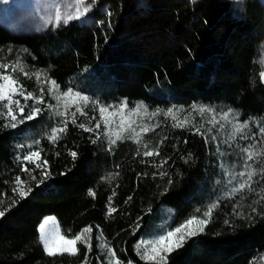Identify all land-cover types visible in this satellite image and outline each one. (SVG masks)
I'll list each match as a JSON object with an SVG mask.
<instances>
[{
	"label": "trees",
	"instance_id": "trees-1",
	"mask_svg": "<svg viewBox=\"0 0 264 264\" xmlns=\"http://www.w3.org/2000/svg\"><path fill=\"white\" fill-rule=\"evenodd\" d=\"M263 52L264 0H96L84 20L43 33H13L0 24V55L100 104L143 103L157 115L142 124L159 125L140 144L124 139L109 149L103 125L97 138L69 123L67 133L52 142L48 136L60 118L50 111L16 128L0 117V264H82V244L77 256L46 254L39 225L47 215H55L69 237L92 227L89 264H107L98 247L105 242L122 264H151L135 250L140 239L158 237L193 215L203 218L212 204L218 207L204 232L168 254L167 264H264V179L254 177L255 191L228 195L233 182L218 124L210 123L212 112L198 111L215 109L217 118L233 110L249 122L243 145L264 150ZM18 77L36 95L44 87L45 101L55 104L35 76ZM168 109L189 125L174 127ZM85 111L77 123L94 127L91 117L99 119L98 111L90 105ZM201 126L204 136L195 132ZM156 149L159 156L143 157ZM34 150L48 161L50 178L43 183L41 169L23 161ZM25 163L31 175L22 171ZM17 177L31 189L23 199L13 191ZM109 197L117 209L111 214Z\"/></svg>",
	"mask_w": 264,
	"mask_h": 264
},
{
	"label": "snow or ice",
	"instance_id": "snow-or-ice-1",
	"mask_svg": "<svg viewBox=\"0 0 264 264\" xmlns=\"http://www.w3.org/2000/svg\"><path fill=\"white\" fill-rule=\"evenodd\" d=\"M95 3V0H91L87 6H85V0H75L74 10L69 12L64 18L65 22L72 21L75 19H80L82 16L87 14L90 11V8ZM111 15V13H108ZM56 21L61 20L59 11L55 17ZM19 72L24 77H29V73L25 71L24 66L19 62L13 63H0V117H3L9 121L6 125L7 127L16 128L18 124L24 123L25 120H33L39 116L45 110L53 113L54 116L60 118V123L51 128V133L48 136V139L52 142H56L58 139L62 138L68 129L69 123L76 125L80 129L95 133L97 138L100 136L99 130L103 125L104 135L107 138L109 149L112 146H115L118 141L124 139H131L137 144L142 143L141 137L152 131L154 127H159L156 125H149L147 123L138 124L137 121L141 118L155 117L157 112H148L147 106L143 103H139L132 108H129L128 102L122 101L118 106L113 105H103L99 101L92 102L88 95L82 94L80 91H76L73 88H67L66 90L61 91L60 85L55 79L49 78L47 74H42L40 72L35 73V78L37 82L46 83L48 85L47 92L52 99L55 100V104L48 103L45 101V89L44 87L39 88V95L34 94L31 91H26L23 84L15 78V74ZM260 77L264 80V71L260 73ZM21 99L24 103H21ZM32 101V105H28V101ZM91 103L96 106V110L99 113V119L95 116L91 117L92 120H95L94 127H86L84 123H77L76 116L79 113L81 116H86L88 113L85 111V106ZM39 105H44V108ZM28 108V114L24 116L25 108ZM75 109L71 111V109ZM198 111L203 114L205 112H212L213 118L210 123H218L215 116V109L200 107ZM69 114L71 115V120H69ZM167 116L172 117L175 121L174 127L184 128L189 125L190 121L185 118L183 121L176 120V117L173 115V109H168ZM18 115L22 118L18 119ZM232 117L233 121H236L233 124L234 132L230 136V139H234L236 135L242 136L243 139L247 140L249 137L245 135V130L249 128V122H239L238 113H235L233 110L229 109L220 114V119L223 121H229V117ZM201 127L195 128L196 134L204 136L205 133L201 131ZM220 127L223 128L224 125L220 124ZM139 128V130H137ZM212 128H208L207 132H211ZM261 135H264V126L259 128ZM92 143H96V140H92ZM163 143V141H161ZM147 148V145H144ZM240 152L244 158V163L242 165L243 171L239 173H229L232 180H235L237 176L242 177L243 179L239 182L238 186L231 189L228 193L229 196H234L236 193L242 192L245 189L249 191H255L253 188L254 177L260 176L264 179V167H260V164H264V160H261V157H264V150H257L256 144L251 143L245 147L240 148ZM141 155V153H137ZM71 157L75 159L77 157L76 152L70 153ZM143 157H153L159 156L160 152L156 150H146L142 153ZM221 155H224L221 153ZM170 159V158H168ZM24 162L34 163L35 169H41V179L39 183H43L45 179L50 178V172L47 169L48 161H41V152L39 150H34L28 152L23 157ZM256 161V166L253 165V162ZM168 162L167 159L161 160V162L156 165V167H163L164 164ZM22 171L29 172L27 163L22 167ZM31 175V173L29 172ZM155 175V174H154ZM160 176L167 175L166 172L161 171ZM31 179L35 180L34 175L31 176ZM171 183V180H169ZM16 185L25 184L24 180H21L20 177H17L15 180ZM13 191H17V188L14 187ZM31 189L27 191L23 188H19L20 198H25L30 194ZM89 195L94 196L93 191H89ZM131 197H129V200ZM112 197H109V207L108 213H114L117 211L116 208L111 206ZM218 207V204H212L207 211L203 213V218H198L193 215L190 218L186 219L180 225L174 229H169L164 234L158 236L157 238L151 241H141L136 246V252L138 255H141V259L151 262V264H167V255L176 251L177 249L183 247L184 243L188 239L195 237L204 232L206 226L210 222V218L214 209ZM199 211V210H197ZM255 211V209H253ZM5 215L4 211H0V217ZM240 215H243L240 213ZM53 217H47L39 225V239L43 244L44 250L49 256H58V255H71L77 256L80 253L78 244H82L86 253L82 264H89V259L87 252L91 251V233L92 227L87 226L81 230L80 233L74 236L61 235L59 230L55 227L49 228L48 225L50 222H53ZM228 223V221H225ZM139 228V224L136 226ZM104 250L105 256L108 258L107 264H122L118 258H116V253L114 249L108 247L107 243L98 245Z\"/></svg>",
	"mask_w": 264,
	"mask_h": 264
},
{
	"label": "rangeland",
	"instance_id": "rangeland-1",
	"mask_svg": "<svg viewBox=\"0 0 264 264\" xmlns=\"http://www.w3.org/2000/svg\"><path fill=\"white\" fill-rule=\"evenodd\" d=\"M96 1V0H95ZM243 0H235V4H240ZM91 3V0H85V6ZM75 0H0V24L4 26L6 29L13 33H29V34H39L45 32L50 26H60L64 24H68L73 21H82L86 18V14L82 16L80 19H75L72 21L65 22V17L67 14L74 10ZM59 11L61 20L59 22L56 21L55 17L57 12ZM16 62L8 58L7 54L0 55V63H13ZM21 63V62H20ZM22 64V63H21ZM23 65V64H22ZM263 65H264V52H263ZM24 66V65H23ZM25 71L29 73V76H35L36 72H40L45 74L43 71H33L27 69L25 66ZM18 75H22L21 73L17 72L15 74V78H19ZM19 80V79H18ZM20 81V80H19ZM21 84H23L20 81ZM42 85H48L43 83V80L40 82ZM24 86V89L28 91L27 86ZM63 91V90H61ZM84 94V93H82ZM87 95V94H85ZM89 96V95H88ZM90 100L94 102L95 100L91 97ZM21 103L23 104L24 101L21 99ZM32 101H28V105L31 106ZM121 102H114L110 105L118 106ZM140 102L134 103L132 105L128 104L129 108L134 107L135 105L139 104ZM91 109H96L93 103L90 102ZM28 109L27 107L25 108ZM148 109V108H147ZM218 120L217 131L219 136L222 139V143L224 145V167L228 171V173H239L243 171L242 165L244 163V158L240 152V148L245 147L243 145L242 136L236 135L234 139H230V136L233 134V124L236 121L232 120V117H229V121H223L220 117L216 118ZM238 121L243 122L239 119ZM138 124L142 125V118L137 121ZM220 124H223L224 127L221 128ZM139 130V128H137ZM246 134V131H245ZM34 164V163H33ZM231 177V176H230ZM242 177L237 176L233 182V187L238 186L239 182L242 180ZM23 180V179H21ZM25 181V180H24ZM31 181V179H29ZM23 187L26 191L28 190V182L25 181L23 185H16L17 193L19 194V188ZM3 210L2 205L0 204V211ZM167 213L170 214L167 210ZM175 214V210L171 208V220L173 215ZM53 217L54 221L50 222L48 225L49 228L55 227L59 230L60 234L63 235L60 231L58 220L55 215H47L44 217ZM43 219V221H44ZM169 220V219H168ZM42 221V222H43ZM157 238V236H151L147 239H140L141 241H151ZM138 242V243H139ZM114 264V260L112 261Z\"/></svg>",
	"mask_w": 264,
	"mask_h": 264
}]
</instances>
